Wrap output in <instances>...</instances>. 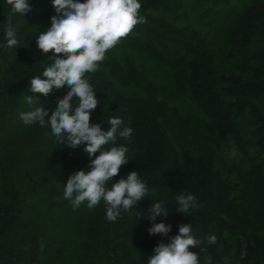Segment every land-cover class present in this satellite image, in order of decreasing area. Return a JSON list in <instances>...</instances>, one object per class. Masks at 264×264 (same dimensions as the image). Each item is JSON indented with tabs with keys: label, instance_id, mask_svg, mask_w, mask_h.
<instances>
[{
	"label": "rangeland",
	"instance_id": "obj_1",
	"mask_svg": "<svg viewBox=\"0 0 264 264\" xmlns=\"http://www.w3.org/2000/svg\"><path fill=\"white\" fill-rule=\"evenodd\" d=\"M153 1L139 0L144 24L155 31L179 29L193 37L198 50L180 51L183 68L189 75L191 66L198 67V81L214 92L221 122L210 139H201L200 146L204 145L200 148L175 138L168 126L173 112L182 117L209 118L192 97L188 79L184 80L183 91L178 92L174 66L145 49L116 45L107 51L101 70L90 74V83L100 101L92 112V123L108 131L111 127L108 119L122 120L115 144L109 143L104 149L114 146L129 149V161L113 182L126 178L132 171L139 173L141 166L147 165L148 174L156 179L150 188L156 192L136 207L143 214L138 218L139 222L142 220L141 225L148 217V209L159 201L161 192L168 194L161 200L168 215L177 214V196L192 194L197 198L199 209L182 216L191 226L206 228V232L194 234L198 239L217 237L215 244L203 245L207 251L200 253L201 264H205V257L211 258V264H264V98L257 95L255 87V82L264 80V68L260 65L264 61V35L257 32L248 42H237L242 15L255 0H171L170 6L155 5ZM29 4L31 11L23 17H13L20 47L16 50L0 47V102L14 104L12 108L6 105L7 109L0 110V203H12L20 217L0 234V263L12 260L6 258L13 253L20 255L26 251L36 236L44 248L43 264H122L112 255L109 245L112 238L116 240V232L126 228L137 211L133 209L131 215L121 213L113 222L106 218L103 200L92 209L85 201L74 210L70 201L63 198V190L70 175L87 171L90 158L84 151L86 145L76 149L57 145L50 125H25L19 118L21 113L40 106L39 103L28 105L25 95H36L43 107L51 111L70 90L67 86L54 89L47 97L30 92L31 78L39 75L45 79L44 67L51 63L52 56L51 51L46 54L38 48L36 38L51 27V18L58 14L52 0H29ZM9 11L6 0H0V45L6 43ZM110 58L115 59L119 68L112 69ZM131 67L153 83L156 88L153 95L173 110L145 111L140 130L125 140L118 133L129 128L126 107L113 102V92L106 91V86L109 84L126 98L146 102L150 97L146 87L137 79L122 75V71L126 73ZM157 136L169 150V156L149 164L148 156ZM233 145L238 151L235 159L227 155ZM217 181L224 186L227 200L246 219L244 232L230 233L216 227L217 221L225 217L211 207ZM10 190L15 192L14 199ZM88 224L97 227L95 237L76 233L78 227ZM152 225L153 221L147 218L148 235ZM141 241V238H132L124 242L137 262L141 260ZM14 260L24 264L21 258Z\"/></svg>",
	"mask_w": 264,
	"mask_h": 264
},
{
	"label": "clouds",
	"instance_id": "obj_2",
	"mask_svg": "<svg viewBox=\"0 0 264 264\" xmlns=\"http://www.w3.org/2000/svg\"><path fill=\"white\" fill-rule=\"evenodd\" d=\"M58 15L51 18V27L42 32L36 42L44 53L52 52L51 63L44 67L43 77L31 78L30 92L49 96L54 89L67 86L70 90L58 100L51 111L45 109L36 95H25V102L40 106L20 114L25 125L38 123L41 127L50 125L51 134L57 145L66 144L71 149L86 145L84 151L90 158L87 171L80 170L70 175L63 190V198L70 201L74 210L87 201L92 209L103 200L106 207V218L116 221L121 213L131 215L132 210L146 197H152L156 189L150 188L148 181L142 179L137 171L130 172L126 178L113 182L123 165L129 161V149L126 146H104L117 140V131L122 124L119 118H110V130L103 131L101 125L92 123V112L100 101L93 85L91 73L101 70L108 50L113 49L128 36L135 26L145 23L140 15L139 0H52ZM10 11L6 17L5 40L0 45L7 49L19 48L13 17L24 16L31 7L29 0H6ZM75 105V107H74ZM131 128L119 131V136L128 140L132 135ZM97 153H99L97 155ZM227 155L231 159L238 156L233 145ZM111 184V187H109ZM176 211L180 214H192L199 209L196 196L180 194L176 197ZM156 201L147 212L152 227L149 235L168 236L172 230L170 224L155 223L157 216H168V210ZM137 211V210H136ZM140 216V212L137 211ZM217 237L210 235L198 239L192 233L189 224L181 223L177 235L169 242L160 241L153 249L148 264H201L200 253L206 252L203 245L215 244ZM191 248L199 249L198 252ZM205 264H211V258L205 257Z\"/></svg>",
	"mask_w": 264,
	"mask_h": 264
},
{
	"label": "trees",
	"instance_id": "obj_3",
	"mask_svg": "<svg viewBox=\"0 0 264 264\" xmlns=\"http://www.w3.org/2000/svg\"><path fill=\"white\" fill-rule=\"evenodd\" d=\"M155 5H165L170 6L172 4L171 0H154ZM136 32V33H134ZM260 32L264 35V0H255L243 13L240 24V31L238 33L237 42L246 43L249 41L252 35ZM193 37L188 33L183 32L179 29H169L162 31H155L149 28L146 24H138L135 26L133 31L126 37L121 38L120 42L117 44L121 47L132 48V49H145L152 54H154L158 59L167 62L168 64L174 66L175 70V85L178 92L183 91V84L185 79H188V85L192 94V97L197 102V104L204 109L208 115V120L200 119L194 115H187L185 117L180 116L176 112H173L171 118L168 120V126L174 137L180 140H184L187 143H191L193 146L202 147L201 139H210L215 131L220 125L221 117L219 116V106L216 100L214 92L204 83L198 81V67L191 66V73L187 75L183 68L182 59L180 51L183 52H196V48ZM110 63L112 69L116 70L119 68L114 58H110ZM260 64L264 68V61ZM122 75L135 78L140 83H142L150 97L146 102H136L132 99L124 97L121 93L113 90V88L108 84L106 86V91L113 92L112 100L115 104L124 105L126 107L125 119L129 128L133 132L140 130L142 123L144 121V112L153 111L156 109L160 110H173V107L166 106L165 102L158 100L154 95L156 91L153 83L136 68L131 67L126 73L122 71ZM257 95L264 98V80L255 82ZM6 101V100H5ZM12 108L14 104L7 103ZM4 101L0 102V110L7 109ZM262 138L264 143V124L262 126ZM169 156V150L165 149L162 143L159 141L157 136L153 142V148L150 152L148 159L149 164H155L158 159L165 158ZM139 175L142 179L148 181L149 187L156 184V179H152L147 171V165L141 166L139 170ZM216 192L214 196L211 197V207L217 212L225 214V217L220 218L216 227L219 231L227 230L230 233L234 232H244L247 228V221L243 219L236 209V207L227 200L226 192L224 186L217 181L216 182ZM11 198L14 199L15 192L10 190ZM165 195L161 192L159 201L164 198ZM3 211L0 214V234L3 233L4 228L8 224H12L13 221L19 220L17 212L13 210V204H1ZM137 207V206H136ZM162 207L166 208L165 203ZM137 209V208H136ZM167 209V208H166ZM139 217H143V214H134L131 222L128 226L119 232H116V240L112 238L110 246L111 253L114 257L118 258L122 264H148L149 253L154 248L156 244L160 241L169 242V238L175 236L179 232V225L181 223L189 224L182 214L178 213L175 215H168L166 218L163 216H157L156 223L163 222L165 224H170L172 226L171 232L168 236L161 235H148L146 231L147 218H144V223L141 225L138 221ZM182 220H184L182 222ZM91 223V222H90ZM190 225V224H189ZM191 226V225H190ZM193 235L197 231L206 232V228L203 225H192L191 226ZM78 235H85L90 238L97 235V227L88 224L85 227H78L76 229ZM118 235V236H117ZM34 236L29 245V252L27 257H22L21 255L13 253L12 256H7L6 259H12L17 264H20L15 257L24 259L25 264H42L40 256V246L38 240ZM120 240H119V238ZM132 238H141V260L135 261L131 255L130 250L125 246V241ZM119 241V242H118ZM191 251H195L194 248L190 247Z\"/></svg>",
	"mask_w": 264,
	"mask_h": 264
},
{
	"label": "crops",
	"instance_id": "obj_4",
	"mask_svg": "<svg viewBox=\"0 0 264 264\" xmlns=\"http://www.w3.org/2000/svg\"><path fill=\"white\" fill-rule=\"evenodd\" d=\"M39 246H40V256H41V262H42V264H43V261H42V254H43V252H44V248L43 247H41V245L39 244ZM28 252H29V246H28V248H27V250L26 251H24L23 253L22 252H20L19 254L22 256V257H27V254H28ZM23 261H24V259H23ZM24 264H25V261H24Z\"/></svg>",
	"mask_w": 264,
	"mask_h": 264
},
{
	"label": "water",
	"instance_id": "obj_5",
	"mask_svg": "<svg viewBox=\"0 0 264 264\" xmlns=\"http://www.w3.org/2000/svg\"><path fill=\"white\" fill-rule=\"evenodd\" d=\"M0 264H17V263H15L14 261L9 260V261H5V262H1Z\"/></svg>",
	"mask_w": 264,
	"mask_h": 264
},
{
	"label": "built area",
	"instance_id": "obj_6",
	"mask_svg": "<svg viewBox=\"0 0 264 264\" xmlns=\"http://www.w3.org/2000/svg\"><path fill=\"white\" fill-rule=\"evenodd\" d=\"M2 211H3V208H2V205L0 203V214L2 213Z\"/></svg>",
	"mask_w": 264,
	"mask_h": 264
}]
</instances>
